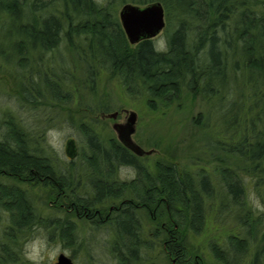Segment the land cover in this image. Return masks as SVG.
I'll use <instances>...</instances> for the list:
<instances>
[{
    "label": "trees",
    "instance_id": "obj_1",
    "mask_svg": "<svg viewBox=\"0 0 264 264\" xmlns=\"http://www.w3.org/2000/svg\"><path fill=\"white\" fill-rule=\"evenodd\" d=\"M4 1L0 0V23L4 25L0 44H7L8 48H0V64L20 77L19 95L26 106L51 111L60 108L61 103L81 104L78 100H86L88 105L95 103L100 99L97 80L102 73L120 83L128 94L134 90L147 91L153 100L166 94L176 100L190 91L192 96L204 98L208 105L220 104L219 110L229 118L224 123L227 138L223 142L215 140L217 148H210L215 152V161L222 167L231 157L242 160L256 179L255 187L264 184L261 128L264 126V0H117L122 5L128 1L138 5L162 4L167 24L173 28L166 36V52H156L151 39L134 46L128 43L114 15L116 0L108 1L106 8H96L93 0H7V4ZM103 12L107 16L102 17ZM5 25H8L6 29ZM229 80L233 88L223 91ZM100 112L106 114L108 108ZM9 117L7 122L4 120L6 128L0 135V176L48 188L49 199L53 200L51 207L58 215L70 213L71 200L74 207L82 204L91 213L95 208L101 215H109L108 208L113 202H108L107 197L116 198L114 187L105 186L104 190L93 184L117 165L137 166V171L144 175L140 179L149 190L138 189L141 203H123L120 212L112 210L104 221H98L92 215L94 212L89 214L90 221L77 218L86 225V232L106 230L103 246L99 241L92 242V237L88 241L79 239L76 228L70 226V217L69 220L62 214L63 217H43L26 193L0 188V204L9 214L7 228L0 234V264H19L21 239H27L28 233L39 226L53 227L52 233L58 230L57 239L74 246V258L81 254L84 264L98 262V247L109 258L107 264L148 263V251L155 246L162 248L168 264H203L201 258L190 255L184 231L187 227L195 232L199 230L204 200L216 198L207 176L200 175L198 180L206 177L208 189L196 185L186 172L176 173L170 168L158 166L157 175L148 177L141 169L140 158L127 152H120L119 158L116 152H108L114 148L113 144L105 146L85 123H80L78 132L84 135L91 154L82 155L77 163L74 159L66 162L56 152H46L45 146L29 145L33 140L31 131L21 121L16 123ZM241 119L245 122L240 132L237 124ZM257 122L261 127L253 134ZM99 165L104 167V172L95 171ZM86 166L88 170L84 169ZM223 170L221 182L225 196L217 199H228L242 206L241 175L227 165ZM81 172L94 178L90 181L94 190H90L96 200L79 203L76 193L69 199L82 180ZM124 189L125 184L121 196L130 197L131 189L128 187V192ZM142 214L150 221L151 228L141 224ZM260 239L264 241V230ZM234 244L230 251L235 248L245 252V241L235 239ZM261 247V251L258 248L252 253L253 264H264V243ZM216 252L219 263L227 264L228 251L217 249Z\"/></svg>",
    "mask_w": 264,
    "mask_h": 264
},
{
    "label": "rangeland",
    "instance_id": "obj_2",
    "mask_svg": "<svg viewBox=\"0 0 264 264\" xmlns=\"http://www.w3.org/2000/svg\"><path fill=\"white\" fill-rule=\"evenodd\" d=\"M39 1L47 2L48 0ZM93 1L97 5L96 8H106V4L110 0ZM115 2L118 3L117 0ZM4 3L7 4V0ZM128 3L136 4L131 1H128ZM121 6L122 4H115L114 15L117 18ZM109 9L111 8L109 7ZM104 14L106 15V12H103L101 16L104 17ZM3 26L0 23V36L3 32ZM6 26L8 25H5V29ZM172 29V26H169L166 21L165 28L158 36L152 39V42L155 44L163 41L165 44L166 36ZM2 41L3 39H0V43ZM0 48L7 50L8 46L4 43L0 44ZM3 65L0 64V135L6 128V126H3L4 120L7 122L8 117L11 116L9 118L13 119L14 122L21 121L25 124V128L31 131L33 140L30 141L29 145H34L35 147L45 146L46 152H56L66 162H70L72 159H66L64 141L72 137L76 140L79 152L78 157L74 159L77 163L82 155L88 156L91 154L84 135L80 136L78 132L80 123L89 125L105 146L113 144V147H116L118 139L117 134L112 128V124L114 122L125 123L128 114L134 112L136 114V122L131 139L144 150H153L151 154L139 159L143 165L141 169L145 170V174L148 177L149 174L151 176L157 175L159 172L158 166H160L163 169L170 168L176 173L184 174L186 172V174L195 180L196 185L205 186L207 189V178L202 177L199 180L198 178L200 175H205L208 177L209 183L211 182L213 196L216 198H213L212 201H208V199L204 200V214L201 227L197 232L188 227L184 231L190 255L201 258L203 264H222L217 260L216 250H226L228 251L227 254H229L226 255L228 258L226 259L227 264H250L253 251L258 248L259 251L262 250L263 247L261 246H263L264 241L260 239V235H262V230H264V213H257L253 210L249 202V195L254 194L261 203H264V184L255 187L253 180L256 179L248 173V169L250 170V168L242 160H234L231 157L228 163L221 164L222 167H220L213 158L215 152H212V150L217 148L215 140L223 142L227 138V136L225 137L224 123H227L229 118H226L227 115L223 116V113L219 110V107H222L220 104L214 106L212 103L208 105V102L204 98L194 97L190 91H187L184 95L182 94L176 100L170 94L162 95L153 100L149 97L147 91L142 90H134L133 93L128 94L120 83L109 79L102 73L101 77L97 80V98H100L98 99L99 101L96 100L95 103L93 101L89 105L86 100H78L81 104L72 101L67 104L61 103L60 108L62 110L56 107L51 109V111H44L41 107H28L21 101L19 95V91L21 90L20 77L16 75L14 70H8L9 67ZM232 88L233 85L231 84V80H229V85L222 88V90L227 91ZM237 88L240 87L237 86ZM148 100L153 101L148 102ZM105 107L108 108L107 114L113 112L119 113L115 120L107 116L100 117V113H102L100 111ZM124 110L127 113H123ZM244 122L243 119L238 122V131H242ZM258 123H256L253 134L261 127L257 126ZM261 128L264 131V126ZM40 134L41 137H39ZM49 141H51V144ZM52 145H55V147ZM211 146H213V149ZM219 157L223 156L220 155ZM226 165L241 175L243 193L239 200L243 203L242 206L235 205L228 199H217V197L225 196L224 189L222 188L224 183L221 182V174H224L223 169ZM84 169L88 170L87 166ZM98 170L99 173L104 172V169L100 165L95 169L96 172ZM114 171L115 179L123 183L137 180L136 176L134 179H121L122 175L127 177L133 172V169L127 165ZM81 174L82 180H80L79 185L74 190L76 193L80 192V194L88 190L89 193L87 192L86 194L92 196L93 194L89 188H92L90 185L93 182L90 183V181H93L94 178L86 176L83 172ZM111 174L113 173L111 172ZM262 176L264 177V175ZM228 182L230 183L231 181L228 180ZM26 184L0 176V188H4L3 190L10 189V191L19 189L23 194L26 193L38 214L43 217H63L62 215L67 217V219L70 217L69 219L72 220L70 226L74 229L76 228V234L79 239L88 241V237H92V242L99 241L104 246L108 235L106 234V230L100 233H92V231L87 229L86 232L84 230V226L86 227V225H83L76 217H72L71 213H59V215L56 213L55 208L51 207L53 203L50 202V190L48 188H43L40 185L30 186ZM170 185L174 186L173 183H170ZM7 215L9 216L8 210L3 209L0 204V234L4 233V229L7 228ZM140 219L143 226L148 227L149 225V228H151L150 221L148 222V218L144 214H142ZM52 230L53 227H49L48 229L40 226L35 227V229H32L28 233L27 239H21L20 251H18L17 258V261H20L19 264H31L25 258L26 244L28 245V251L35 250L41 255L55 253L54 258L45 256L43 264L55 263L57 256L61 253L71 256L74 264H84V258L81 254H78L74 258L72 254L74 246L70 247L67 243L65 245L63 241L57 239L58 230H54V234L51 232ZM235 239H241L247 243L245 252L238 251L235 248L234 252L230 251L232 249L231 246L235 247ZM148 254V263L142 262L141 264H149V260H151V264H168L165 261L161 247L155 246L150 252L148 251ZM261 255L263 256V254ZM96 258L98 259L96 264H107L109 261V258L105 253H102L100 247H98ZM261 259L259 263H262Z\"/></svg>",
    "mask_w": 264,
    "mask_h": 264
},
{
    "label": "water",
    "instance_id": "obj_3",
    "mask_svg": "<svg viewBox=\"0 0 264 264\" xmlns=\"http://www.w3.org/2000/svg\"><path fill=\"white\" fill-rule=\"evenodd\" d=\"M118 18L127 41L131 45L138 44L142 40L153 39L165 27V12L160 2H152L144 6L137 4H124ZM107 117L115 120L117 112L107 114ZM136 114L130 112L125 123L114 122L113 130L116 132L118 140L128 149L138 156L148 155L152 150L145 151L139 147L132 139L131 135L135 130ZM66 154L73 158L75 155V145L72 140L67 146ZM54 264H73L72 259L61 253L57 256Z\"/></svg>",
    "mask_w": 264,
    "mask_h": 264
},
{
    "label": "flooded vegetation",
    "instance_id": "obj_4",
    "mask_svg": "<svg viewBox=\"0 0 264 264\" xmlns=\"http://www.w3.org/2000/svg\"><path fill=\"white\" fill-rule=\"evenodd\" d=\"M123 113H127V112L124 110ZM71 141H72L71 138H67L64 141L65 152L67 150V146L71 143ZM108 152H116L115 155L117 157L119 156V158H120V152H127V153H130V154H133V151L128 149L119 140H118V142L116 144V147L108 149ZM122 166L117 165V166L112 167L113 169H112L111 172L113 174L110 173V174L104 176V178L108 177L110 179L107 180V179L103 178V179H100L101 180L100 182L93 184V185L96 184L97 186H102V188H104V190L106 189L105 186L114 187V193H115V197L116 198H113V199H111L110 197H107L109 199L105 198V199H107L108 202H110V203L113 202L111 204V206L108 208V214L109 215H104V214L101 215L100 212H98V209H95V208H92V210L94 212V213L92 212L93 213L92 214L90 212V210H88L86 207H82V204H78V206L74 207L73 206L74 201L71 200L70 203L72 204V207L69 208L68 211L72 214V217L76 216V218H78V219H85L86 218L88 221H90L92 216H90L89 214H92L93 216L95 215L97 217L98 221H104L107 217H109L112 214V213H110V212H112V210H116V212H120L122 210L121 204H123V203H141L142 199L139 197V193H138L139 190L138 189L146 188L147 190H149V187L146 186L147 183H145L143 180L140 179L144 175L142 176V174H140L137 171L138 170L137 166H129V165H127V166H129V167H131L133 169V171L135 172V176H136L137 180H134V181L130 180L129 182H126V183L118 181V180L115 179V174H114L115 171L114 170L115 169H121ZM123 184H125L124 192H128V187L131 189V193H130L131 196L130 197L129 196H124V197L121 196L120 190L122 189ZM89 189L94 190L93 188H89ZM87 192L89 193V191L86 190L85 193L81 192L82 195H78L77 196V198H78L77 201H79V203L80 202L84 203V201H86V199L92 200V201L96 200V197H94V196L84 197V195H87L86 194ZM74 193H76L75 190L73 191V193L71 194L72 196L69 199H73L74 198ZM76 194H80V192H77ZM50 202L52 203V200ZM116 204H117L118 207H114V205H116ZM102 208H104V207H102ZM96 212H98V213H96ZM250 264H253V263L250 261Z\"/></svg>",
    "mask_w": 264,
    "mask_h": 264
},
{
    "label": "clouds",
    "instance_id": "obj_5",
    "mask_svg": "<svg viewBox=\"0 0 264 264\" xmlns=\"http://www.w3.org/2000/svg\"><path fill=\"white\" fill-rule=\"evenodd\" d=\"M154 50L156 52H166L167 51V47L164 44L163 41L157 42L154 44ZM49 143L51 144V141H49ZM53 147H55V145H52ZM134 179L135 178V172L133 171L129 176L124 177L123 175L121 176V179ZM249 202L253 208V210L257 213H264V203H261V201L255 197L254 194H250L249 195ZM25 258L28 259L31 264H43V260L45 258V256H51L52 258H54L55 253H45L44 255H41L40 253H37L35 250L33 251H28V245H25Z\"/></svg>",
    "mask_w": 264,
    "mask_h": 264
}]
</instances>
